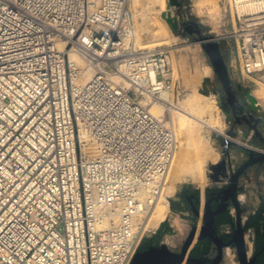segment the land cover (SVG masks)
Here are the masks:
<instances>
[{"label":"built area","instance_id":"1","mask_svg":"<svg viewBox=\"0 0 264 264\" xmlns=\"http://www.w3.org/2000/svg\"><path fill=\"white\" fill-rule=\"evenodd\" d=\"M129 0H0V264H129L177 152L139 99L171 92ZM235 59L264 72V0H233ZM69 54L93 71L72 88ZM74 75L80 68L73 70Z\"/></svg>","mask_w":264,"mask_h":264},{"label":"rangeland","instance_id":"2","mask_svg":"<svg viewBox=\"0 0 264 264\" xmlns=\"http://www.w3.org/2000/svg\"><path fill=\"white\" fill-rule=\"evenodd\" d=\"M150 0H129L127 8L132 15L135 26V45L139 49L150 48L148 45H157L153 47H165L169 52L170 58V81L172 83L171 92L167 93L169 102L179 108H188L187 103L183 101L191 96L207 94L202 97L203 101H198L193 105L201 114L203 121H213L214 128L201 127V135L208 140L213 148L219 153V160L225 162L226 157H222L223 153V136L233 127V115L228 112L225 115L220 107L221 85L214 73L210 62L200 48L198 43L192 40L195 35H191L185 31L181 23L187 20L194 21L197 25L203 27L205 35H210L219 43L223 57L227 63L229 76L233 86V90L241 93V101L247 100L248 96L254 93L257 99L264 100V72L257 76L244 77L239 71L237 61L235 59L236 44L233 38H225L226 34L233 33L235 29L236 12L233 0H177L178 7L168 4V0H163L164 8L150 3ZM152 4V5H151ZM166 19L172 20L176 25V31L173 32ZM148 46V47H147ZM152 47V48H153ZM159 96L148 99H139L144 108L156 119H162L163 123L171 128L174 132L173 120L175 112L171 106L160 102ZM172 100V101H171ZM153 104H155L154 108ZM165 106V107H164ZM161 110L159 113L158 110ZM171 109V110H170ZM246 109L253 114L254 117H261L262 134L264 137V109L251 110ZM154 110L159 113L156 114ZM157 115V116H156ZM172 115V116H170ZM219 115V116H218ZM171 117V118H170ZM171 119V120H170ZM232 123V124H231ZM235 135H230L232 141L236 144L230 147V163L233 167L237 166L245 159V151L242 147L258 149L257 145H250L248 138L242 139L240 131L237 129ZM248 137L250 133H247ZM178 141L177 133H175ZM207 135V136H206ZM181 141V139H180ZM177 142V147L179 146ZM179 152L177 148L176 156ZM225 157V158H224ZM176 158V157H175ZM248 175L251 177L249 183L246 178L243 183L248 190V195H240V201L244 205H248L250 211L256 206L259 197L257 190L259 186L264 189V167H253L249 169ZM213 172L208 168L205 173V183L197 186L195 183L185 182L179 185L170 197L160 199L159 204L154 208L152 217L157 219V224L147 238L154 236L158 228L164 225L169 228V233L161 235L160 243L165 244L169 249L176 252L183 241L186 239L191 228V211L182 198V191L185 190H214L219 186L218 182H214L210 175ZM262 179V180H259ZM167 183L165 188L167 187ZM263 194H264V190ZM264 201V196L263 199ZM178 212H181L182 215ZM246 215H243L245 223ZM160 225V226H159ZM187 232V233H186ZM252 233L246 232L244 235L245 243L248 247V260L252 256ZM231 258L233 263L238 264L235 247H228L223 251V259ZM223 264V261L220 263Z\"/></svg>","mask_w":264,"mask_h":264},{"label":"flooded vegetation","instance_id":"3","mask_svg":"<svg viewBox=\"0 0 264 264\" xmlns=\"http://www.w3.org/2000/svg\"><path fill=\"white\" fill-rule=\"evenodd\" d=\"M181 26L185 30H188L189 34L195 35L194 31H196L197 25L194 21H184L181 23ZM233 91L236 98V101L234 103V112L227 100V96H223L222 93L220 95L221 109L223 104L225 109L222 110L224 111L225 115H227L228 112L233 115V119H231L233 127L230 131L227 132H229L231 135L232 133H234L235 135L236 131H238L237 129H239L240 137L242 139L248 138V142L253 141V143L250 145H260L258 149L251 148L255 153L254 157H257L258 154L264 155V137L261 128L263 119L261 117L249 119L248 115L250 114V112L244 106L242 110H240L238 106L239 103L243 105V102L241 101V93L237 90ZM244 116H246V118H243ZM247 133H250L249 137L247 136ZM245 156V159L235 167H233L230 161L228 162V159L226 158L224 162V168H218L216 172L217 177L219 178V186L216 190L205 192L202 209L199 206V197L195 195H183L185 201L190 206V211L193 219L196 220L200 215V210H202L201 223L198 225L193 223L190 228V231L193 228L196 229V243L192 247L190 246L191 249L189 248L187 257L190 259V261L185 262L184 264H220L222 261H224V249L228 247H235L234 242H232L229 246H226V244L231 242L233 239L236 219V211L232 206L230 196H227V189L229 185L230 174L235 173L236 170L239 169L248 160L249 157L247 152H245ZM253 167L262 168L264 167V162L251 165L239 176L236 196L239 205L238 215L242 221L244 235L246 232H250L253 235L251 239L253 252L251 258H255L256 262L258 257L264 254V201L261 200L264 196L262 191L264 189L259 186L257 190L259 200L257 201V204L252 211L248 209V205L242 204L239 199L240 195H248V190L242 181L246 178V183H249L251 177L248 175L247 171ZM231 209L234 212V216L231 215ZM178 213L182 215L181 212ZM244 214L246 215L245 223L243 222L242 218ZM226 216L230 217V221L225 222ZM262 236L263 238L261 247H258ZM197 237H199V239H197ZM245 247L246 251L249 252L246 243ZM180 249L181 246L176 252H179Z\"/></svg>","mask_w":264,"mask_h":264},{"label":"water","instance_id":"4","mask_svg":"<svg viewBox=\"0 0 264 264\" xmlns=\"http://www.w3.org/2000/svg\"><path fill=\"white\" fill-rule=\"evenodd\" d=\"M168 4L173 7H178L179 5L177 0H168ZM165 22L168 24V26L173 32L176 31L177 25L172 20L166 19ZM185 31L189 33L188 30ZM194 33L196 36L193 37L192 40H194L195 43H198L200 48L206 54L210 62V65L220 82L222 95L227 96L228 98L227 100L230 103L232 110L234 112V108H235L234 103L236 101V98L234 95L233 86L229 76L227 63L223 57L219 43L216 42L210 35H205L203 32V27L201 25H197V29L196 31H194ZM238 106L240 110L243 109L242 104L239 103ZM222 109H225L223 104H222ZM243 118H246V116H244ZM248 118L255 119V117L251 113L248 115ZM230 135L231 134L229 132H226V135L223 136L222 139V143H223L222 157L225 156L228 159V162L230 159V147L236 144L234 141L231 140ZM233 135L234 133H232V136ZM249 143L252 144L253 141H249ZM241 148L248 153L249 158L239 169L236 170L235 173L230 174L227 196H230L232 206L236 211V219H235V232L233 239L231 242L227 243L226 246H229L232 242L235 243L238 264H254L255 258H251L248 260V255L245 247L244 229L242 227V221L238 215L239 205H238V199L236 193H237L239 176L251 165L264 162V155L258 154L257 157H254L255 153L251 148L242 147V146ZM221 167L224 168L223 161L211 167L213 174L210 175V178L214 182L219 181L216 172L218 168ZM207 191H213V190H185L182 191L181 195L184 201H185L183 197L184 194L195 195L199 197V206L202 209L204 195L205 192ZM185 203L190 210L189 204L186 201ZM230 211H231V215L234 216L233 210L231 209ZM201 213L202 210H200V215L196 220L193 219L191 215V226L193 223L197 225L201 223V218H202ZM197 239H199V237H197ZM195 243H196V229L193 228L187 235L186 239L183 241L179 252H174L163 243H160L158 246L150 245L146 249L139 250L135 255H133L129 261V264H184L185 262L190 261V259L187 257V254L189 248L191 249V247Z\"/></svg>","mask_w":264,"mask_h":264},{"label":"bare ground","instance_id":"5","mask_svg":"<svg viewBox=\"0 0 264 264\" xmlns=\"http://www.w3.org/2000/svg\"><path fill=\"white\" fill-rule=\"evenodd\" d=\"M150 1V3H153V6H159L161 10L162 8H164L163 0ZM148 46L150 48L145 49H153L155 48L153 46L157 45L150 44ZM69 56L72 74L71 83L74 90L75 87L85 86L87 82L92 78L93 71L90 68L84 66L76 55L69 54ZM76 67L80 68V72L74 75L73 70L76 69ZM202 97H207V94L195 95L185 99L183 102L187 103L188 105V108L186 109L173 106L169 102L167 94L162 93L158 98V100H161L160 102L166 104L167 106H171V109L175 112L176 116H174V119H172V127L175 128L176 132L174 133H177V136L179 138V152L177 156L175 155L176 158L171 165L166 180L168 186L164 188L162 196L159 198L158 202L160 201V199L164 200L165 197H170L182 183L189 181L191 183H195L197 186L204 185L206 170L216 165L219 160V153L217 149L213 148V146L210 145L211 142L209 143L208 140L201 135V127L210 129L212 127L214 128L213 125L215 122L213 123V121H203L202 114L193 106L197 104L198 101H203ZM154 105L155 104H153L152 108L155 107ZM243 106L245 108H250L252 111L263 110L264 100L262 101L260 99H257L256 95L251 92L247 100L244 102ZM158 111L159 113H161L160 109ZM154 112L156 111L154 110ZM159 113L156 112V114ZM158 202L157 204H159ZM152 215L147 226L150 229H154L157 224V219L152 217ZM223 262V264H235L228 256L224 258Z\"/></svg>","mask_w":264,"mask_h":264},{"label":"trees","instance_id":"6","mask_svg":"<svg viewBox=\"0 0 264 264\" xmlns=\"http://www.w3.org/2000/svg\"><path fill=\"white\" fill-rule=\"evenodd\" d=\"M228 221H230V217L226 216L225 217V222H228ZM169 232H170L169 228H165L164 225H161L158 228V231H157V233L154 236H152L150 238L146 237V238L143 239L142 244L140 246V250H144L147 247H149L150 245L158 246L159 245V241L161 239V235L164 234V233H169ZM262 238H263V236L261 237V240H260V243H259L258 247H261ZM255 264H264V254L262 256L258 257V259L256 260Z\"/></svg>","mask_w":264,"mask_h":264},{"label":"crops","instance_id":"7","mask_svg":"<svg viewBox=\"0 0 264 264\" xmlns=\"http://www.w3.org/2000/svg\"><path fill=\"white\" fill-rule=\"evenodd\" d=\"M160 226V225H159Z\"/></svg>","mask_w":264,"mask_h":264}]
</instances>
